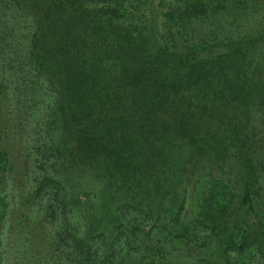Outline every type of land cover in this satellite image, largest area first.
Here are the masks:
<instances>
[{
  "label": "trees",
  "instance_id": "1",
  "mask_svg": "<svg viewBox=\"0 0 264 264\" xmlns=\"http://www.w3.org/2000/svg\"><path fill=\"white\" fill-rule=\"evenodd\" d=\"M0 2L36 77L0 122V264H264V0Z\"/></svg>",
  "mask_w": 264,
  "mask_h": 264
},
{
  "label": "rangeland",
  "instance_id": "2",
  "mask_svg": "<svg viewBox=\"0 0 264 264\" xmlns=\"http://www.w3.org/2000/svg\"><path fill=\"white\" fill-rule=\"evenodd\" d=\"M0 5L3 6V3L0 2ZM5 11H7L6 7H5ZM5 13H6V15L2 14V11L0 9V25H2V26H3V22H5L3 19H5V18L8 19L7 12H5ZM257 18H259V21H262V23L264 24V10H262L260 12V14L258 15ZM10 23L11 22L8 20V22H5V26L6 27L10 26ZM25 23L22 21V23L20 25V27L24 30L26 29ZM13 27L15 29L13 30L12 35L9 36V34H8L9 40L15 39L16 35L19 36V38L22 37V33L20 32L19 28H16V26H13ZM0 29H1V27H0ZM19 41L22 42V39H19ZM5 42H6V38L1 37V32H0V68L4 71V75L6 76L5 78L7 80L6 83H8L9 89H10L8 91V94L5 95L7 97V100L5 99L6 104L2 105L0 103V122L1 123L5 122L6 120L10 121V119H12V118L15 119L17 116H20L22 114L19 110H21L23 107L19 101L18 96L20 95L21 97L25 98L28 95V91H30V89H31L29 87L35 86L34 83L36 81V77L34 76L35 74H34L33 70L31 69V64L28 63V59L25 56V51H24L23 45H21L19 48V52H18L19 58H18V62H17L18 65L23 67V71H21V73H19V72L17 73V78H16L15 74H12L11 76H9L10 70L8 68V66H9L8 63H10V60L12 57H10V54L8 53V51H7V53H4V52L2 53V51H1V49L3 48L2 46L5 44ZM14 47H16L15 49H17L18 46H11V50L14 49ZM4 54H6V55H4ZM5 61L7 62L6 65H5ZM5 69H6V71H5ZM13 82H16V83H13ZM25 89H27V90L24 91ZM13 93L17 94V96L15 97V95H13ZM8 124L10 125V126H8V128H10L12 126L16 127L15 124H12V123H8ZM7 132L11 136V137H8L9 138L8 142L11 141L10 139H12L13 144L15 146V148H13V150L11 151V155H13L12 157H13V159H15L14 161H15V164H16L17 169H18V167H20V165H22L21 161L23 159V158H20V159L18 158V149L23 148L24 145L26 144V142L22 141L21 143H17V138H13V136H12V131L10 129H8ZM0 135L3 137L4 134L0 133ZM2 137H1V139H2ZM21 145H23V146L21 147ZM33 160H34V157H29L28 162H26V164H25L27 166V168H24L26 166L22 167L21 174L18 176V178L21 179L20 182H22L25 185V190H27V187L30 185V183L32 181L33 170L35 169V162ZM5 174L8 177V183L6 184L5 187H3L5 189L3 190L2 195H4L5 201H7L6 203H8V205H9L6 208L7 214L5 215V218H6L5 223H18V219H19L18 216H20L21 213H19V210L14 211L15 212L14 213L13 209L16 208V207H14L15 205L19 206V203L21 202V199H22L20 196L23 193V190H22V187L20 184L15 183V182H19V181L15 180L16 176H13V174H11V172H8V171H6ZM3 188H1V189H3ZM17 213H19V214H17ZM48 226L49 225L45 226L44 232H46L48 230ZM49 229H50V227H49ZM53 231L54 230L52 229V232ZM40 239H42V240L39 244L42 245L43 248L45 249L46 244H48V239L46 237H42ZM37 241H38V239L36 240V242H31V241H27V240H25L23 242V245H25L24 248L26 249L27 256H30L33 259L36 258L35 256H33V254L37 253L36 250L34 249ZM39 256H41V255H39Z\"/></svg>",
  "mask_w": 264,
  "mask_h": 264
}]
</instances>
